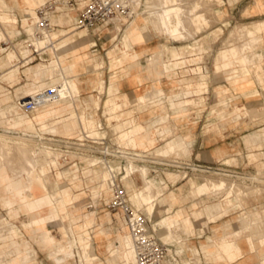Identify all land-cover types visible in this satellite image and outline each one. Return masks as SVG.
Listing matches in <instances>:
<instances>
[{
  "label": "crops",
  "instance_id": "crops-1",
  "mask_svg": "<svg viewBox=\"0 0 264 264\" xmlns=\"http://www.w3.org/2000/svg\"><path fill=\"white\" fill-rule=\"evenodd\" d=\"M48 4L62 7L47 12L51 28L42 39L45 51L37 56L21 42L32 39L30 27L38 21L36 11ZM148 4L146 0L130 1L132 21L139 12L140 27L144 6ZM199 4L203 10L220 4L227 19L254 25V33L245 30L247 43L222 49L215 60L210 54L206 64L187 60L195 56L189 54L195 50L189 44L199 43L202 28L206 27L200 21L209 24ZM86 5L87 0H0V102L31 96L34 83L48 85V79L43 83L35 79L41 64L56 62V48L62 53L64 65L70 67L69 76L78 90L75 106H54L47 114L37 111L31 117L25 115L24 120L14 122L16 127L4 123L0 127L50 135L56 149L59 145L62 148V140L106 137L161 160L203 168L227 167L225 162L242 166L245 158L239 152L246 150L250 161L264 158V123L255 125L247 119L250 115L264 116V0H150L156 17L161 14L156 10L194 7L185 18L168 14V33L145 27L142 32L136 29L134 34L128 33L127 40L123 35L132 21L125 19L104 23L93 32L74 31ZM213 13L219 16L217 7ZM176 19L191 22V31L172 33ZM211 35L212 32L208 36ZM185 36L193 37V41H187ZM199 49L205 50L202 46ZM156 52L161 53L162 64H153ZM47 54L50 60L43 58ZM157 69L161 70L160 76L156 75ZM100 84L102 90H98ZM94 102H99L97 110L93 109ZM261 103L262 108L257 107ZM79 110L84 111V124L80 123ZM32 117L34 120H29ZM51 123L54 133L46 131ZM91 123L96 125L95 130ZM66 154L51 160L48 167L63 162ZM91 163L76 164L83 171L80 178L75 177L76 183L64 182L62 172L51 176L52 181L48 182L46 171L45 183L33 180L29 199L23 179L12 180L7 171H0V264H87L80 244H86L90 236L93 254L106 264V243L117 246L126 238L119 234L128 229L119 212L105 208L112 192L108 196L88 180L96 175L84 172L94 170ZM66 165L64 168H69V162ZM261 166L264 169V163ZM143 168L146 185L153 188L156 195H151L157 197L152 212L131 200V195L139 193L143 186L139 174L129 179L128 190L125 184L124 187L131 204L146 213L155 236L167 246V264L264 262V233L259 230L264 228V219L256 220L249 213L260 215L262 207L246 211L260 205H250L246 200L244 208L246 196L242 190L219 201L226 191L217 194L222 190H212L202 183L199 172H177L150 165ZM95 171L102 172L99 168ZM252 180L264 182L258 176ZM134 181H140L142 186L138 188ZM82 182L83 186H78ZM55 195L62 198L57 208L50 200ZM71 196L82 198L75 211H69ZM46 232L49 236H43ZM96 236L102 241H96Z\"/></svg>",
  "mask_w": 264,
  "mask_h": 264
},
{
  "label": "rangeland",
  "instance_id": "rangeland-1",
  "mask_svg": "<svg viewBox=\"0 0 264 264\" xmlns=\"http://www.w3.org/2000/svg\"><path fill=\"white\" fill-rule=\"evenodd\" d=\"M220 6H221L220 4H216L214 7L210 8L209 10H206V9L203 10L204 12H206V15L204 14V16L208 18L209 24L208 25H205L203 22L200 21V24H202L203 26H206V27L205 28H202V31H201L202 32V36L199 38V39H201L200 42L197 43V44H195V45L189 44L191 47H194L195 50L194 51L191 50V51H188V52H189L190 55H195V56L194 57H191V58H187V60L196 59V60H194V63H197V64L198 63L206 64V61L209 59L210 54H212V59L215 60L217 58V55H218L219 51H221L222 49L228 48L230 46L239 47L240 45H243V44L247 43L248 42V37L245 34V30H246V32L247 31H251V32L254 33V27H253L254 25H252V24L251 25H248V24H246V22H241L239 20H231L229 18L227 19V17H226L227 14H225V11L223 10V8L221 9ZM54 7L55 8H59V7H62V6H60L59 4H55ZM215 7H217V11L219 12V14H218L219 16H217V14L213 13V11L215 10ZM139 14H140L139 12L136 13V16H135L134 20L131 22L130 25H128L126 31L124 32L123 38H126L125 40H127V38H128V33L134 34L133 32H135L136 29L137 30L142 29L140 27L141 26L140 25V22L137 19V16ZM188 30L191 31V27H189ZM197 32H200V31L197 30ZM210 32H212V35L211 36H208ZM255 35H256V37H259V34H255ZM192 39H193V37H191V38L187 37V41L192 40ZM199 39H197L196 41H198ZM201 46L205 49L202 52L199 49ZM209 46H211V51L210 52H209ZM56 49H58V48H56ZM120 49L117 50L118 53H120ZM43 53H41V54H43ZM23 54H25V53H23ZM43 58L46 59V60H50L51 56H50V54H47L46 56H43ZM48 63H44V64H41L40 65L39 72L37 73L36 79H35L36 82L39 81L40 83H43L47 79L51 81V78L57 77V75L58 76L60 75L59 68L57 67L58 63L55 62L53 64L46 65ZM109 63H110V61H109ZM61 64L63 65V62H61ZM33 65H35V64H33ZM31 66L32 65H30L29 67H31ZM259 79L260 78H258L257 80L260 81ZM73 83H74L75 90H76V92L78 94L77 85L74 82V80H73ZM49 85H50V83L47 85V87ZM39 87H40V89H44L46 87V85H41ZM100 90H102V85H101V89ZM263 95H264V93H263ZM3 105L4 106L0 105V112H1L0 123H4L5 125H8V126H11L12 127V121L10 120V118L8 117V115H6V112H5V109H7V107H6L7 105L6 106H5V104H3ZM98 107H99V102H98L97 106L95 104V106L93 108H94V110H97ZM257 107H261L262 108V103L259 104ZM17 114H20V115H23V116L25 115V114H23L21 112H18ZM241 114H243V112ZM29 115L31 117V114H29ZM34 117L29 118V120H31V121L34 120ZM247 119L249 120V122L254 121V124L255 125H258L260 123H264V116L263 115H260V116L257 115L256 117H252L250 115V116L247 117ZM37 122L39 123V121H37ZM80 123H81V121H80ZM91 124H93V123H91ZM86 125H88V124L86 123ZM13 126L16 127V124L14 123ZM89 126H90V124H89ZM256 127H258V126H256ZM0 128L1 129H6V130H12V129L7 128V127H0ZM53 128H54V125L51 123L50 124V127H48L49 130H46V131L48 133H54L55 132V128L54 129ZM95 128H96V125L93 124V128L92 129L95 130ZM65 129H66V127H65ZM14 131L19 132V130H14ZM84 131H85V133H88L86 129H84ZM21 132L22 133H26L27 136H28L27 133H29L30 136L31 135H34V136L36 135L34 137L35 140L32 139V138L30 139L29 136H28L29 139H27L28 137H26V141H25L26 143L25 142L24 143L27 144V145H30V146H31V144L32 145L34 144L33 146H35V145L36 146L35 147L31 146V147L37 148V149H41V152H42L41 155L44 153V155H46V157L48 159V160L45 159L46 161H44V162H47V163H45L43 165H47L51 160H54V158L56 156L55 154H57L55 152H57V151L59 152L60 151L59 153H61V152L64 151V149H62L60 147V145H59L58 149L55 148V144L53 143V142H55V140L50 135H47L46 136L44 134H37V133L27 132V131H20L19 133H21ZM2 133H4V132H0V135H1V137H0V144H1V142H4V141L11 142L12 143L14 141V139H12L11 137H17V135H13L12 136V134H10L11 135L10 136L7 133H4V134H2ZM80 133L83 134V132L81 130H80ZM37 135L40 138H38ZM45 139H46V142H45ZM39 140H41V143H40ZM15 141H17V140H15ZM62 141L63 142L66 141V144H69V139H67L65 141L62 140ZM33 142H37V143H33ZM44 143L45 144L48 143V145L46 144L47 145L46 146ZM39 146H41V147H39ZM48 146H50V147L48 148ZM63 146H65V145H63ZM17 147L18 146L15 145V150L13 151V148L14 147L11 144L12 151L10 150L11 152L10 151L4 152L0 157H2V156L4 157L5 154H6L7 157H11L12 156L14 158V160H15L16 157H15L14 152L15 151L18 152V148ZM43 147L45 149H43ZM42 149H43V151H42ZM47 150L50 153L47 152ZM51 152L52 153H55L54 154L55 156ZM9 153H10V155L11 154L12 155L11 156L10 155L8 156L7 154H9ZM239 153H240V156L241 157H244L245 158L244 165H242V166L240 165L239 166L236 163L231 164V163H226L225 162V166H227V167H222V165L221 166L220 165H218V166H212L211 169H213V171H211L210 174H204V173H200V174L198 173V174H199L200 178L202 179V183H205V181H215V182H217V181H221V180L226 181L228 183V186L235 183V185L236 186H239L240 189L242 190V192L244 193V195L246 196L244 198L243 202H242V204L244 203V208H246L245 206L247 205L246 200H249V204L250 205L251 204H259L260 205L258 207L257 206H254V207L247 208L246 211L247 210H250V209H254V208L260 210V208L262 207L261 208V214L260 215H257L256 213H253V212H249V213L253 217H256V220H259L260 219L261 221H263L264 217H263V213L262 212L264 211L263 210L264 209V207H263V205H264V182H262V181H253L252 178L253 177H256V176L264 178V169L261 166V163H264V158H261L260 157L257 161H250L248 159V155H249V151L248 150H246L245 152H241L240 151ZM13 154H14V156H13ZM17 154H19V152ZM48 154H52L53 156L52 155H48ZM41 155H40V158H43L44 155H42V157H41ZM6 156L4 158L10 159L9 160V164H8L9 166L11 165L10 168L13 169L15 167L14 169L17 170V169H19L21 167V165H22L21 164L22 163L21 161L22 160L20 158V154L18 155V157L16 159L17 162L16 161L13 162L14 160H13L12 157L11 158H7ZM59 156H62V155L59 154L58 157ZM3 157H2L1 160L4 159ZM46 157H44V158H46ZM19 160H21V161H19ZM18 161H19V163H18ZM59 162L58 163L56 162L55 165H50L49 167H45L44 168V169H47V171L49 172L48 173L49 175H48V180L47 181L48 182L52 181L51 176H54V174H58V173L62 172V173H64V176H63L64 177L63 178V181L64 182L67 181V180H69V182L73 181V183H76L75 177H76V179L77 178H80L79 175L83 173V171L81 169V166L71 168L72 166L69 165L68 166L69 168H64L65 166H67L66 164L69 162V157H68V162L67 163H66V161H63L62 162L61 160ZM15 163H17L18 166ZM10 168L8 166L4 165L3 170L8 171L7 169H10ZM75 169L78 170V173L77 174L75 172ZM228 171L235 172V175L237 177H239V178H232L230 176H226V175H232V174L227 173ZM137 172H138L139 176L142 179L143 186H145L146 185V180H145V178H146V171H145V169L142 167L140 169H137ZM95 174H96L95 176H92L88 180H90V182L96 183L99 186L100 189H103L105 191V193L108 196H110L111 195V189L109 188V185H108L109 184L108 174L106 172H103V171L100 172V173H97L95 171ZM98 178H99V180H98ZM18 179L19 180L22 179V176H19ZM61 182L62 181H60L59 183H61ZM134 182H135V184H136V186L138 188H140L142 186V184H141L140 181H138V184H137L136 181H134ZM130 183L131 182H130L129 179H125L124 180V184H125L127 190L129 189V184ZM71 184L72 183H69V185H71ZM82 184H83V182L80 183V184H78V186L81 187V186H83ZM143 186H142V189H143ZM74 189H76V188H74ZM140 191H142V190L140 189L139 192ZM223 191H226L225 192L226 193V196L223 197V198H220L219 201L220 200L222 201L227 196L230 197L229 194H234L233 191H231L229 188H226V189H224L222 191H219V192H217V194L218 193H221ZM81 199L82 198H78L76 196L72 197L69 200V204H68L69 211H75L77 209V206H76L77 201H80L81 202ZM129 199H130V196H129ZM238 208L241 209L242 207H238ZM104 209L105 208H102L101 211H104ZM105 212H107V210ZM141 212H142V214L144 216H146V213H144L143 211H141ZM238 214L240 215L241 212H239ZM119 215L121 216L120 213H119ZM71 221H72V219L70 217L69 218V222H71ZM255 223H257V222H255ZM260 225H261V223H260ZM259 230H260V232H262V234L264 233V228L263 227H260ZM125 235H129V232L127 230L122 231L119 234V237L120 238H123ZM43 236H49V235L46 232V234L43 233ZM98 236L95 237V240L96 241H99V242L102 241L101 238L100 239L98 238ZM255 238H257V240L261 239V238H259L257 236H255ZM80 246L82 248L83 255L85 254L87 256V258H88V259H86L85 257H83L87 264H104L103 261L100 260V258L98 256H96V255L93 254V241H92L91 236H90V240L86 244H80ZM118 246H119V244L117 246H114L112 243L111 244L106 243L105 248H104V255H105V262H106V264H111V262H110L109 247H111V248L114 249V248H116ZM71 250H72V248L69 249V254L71 253ZM251 262H254V261H251ZM192 263L196 264V262H192ZM262 263L264 264V262H260V264H262ZM131 264H133V263H131Z\"/></svg>",
  "mask_w": 264,
  "mask_h": 264
},
{
  "label": "built area",
  "instance_id": "built-area-1",
  "mask_svg": "<svg viewBox=\"0 0 264 264\" xmlns=\"http://www.w3.org/2000/svg\"><path fill=\"white\" fill-rule=\"evenodd\" d=\"M131 0H87V5L76 20L73 29L75 31L93 32L104 23L113 20L125 19L130 22L133 19V12L130 8ZM70 4L69 2L67 3ZM55 4H48L36 11L38 22L32 32V39L25 38L21 45L32 49L38 56L36 48L31 40L43 39L50 31V22L47 19V12L52 10ZM57 99V92L49 88L43 94L37 95L28 101L22 102L21 109L32 113L35 109L43 106L47 101ZM101 124L99 131H102ZM55 144V142H53ZM63 152L68 155L66 163L74 168L77 163L83 161L90 164L92 168H99L109 176V186L112 198L105 208L110 212H119L126 223L128 232L133 242L136 264H166L168 248L154 234L150 227L149 219L141 211L135 209L131 204L129 195L124 187L125 179H132L138 174L137 169L146 165L171 168L177 172H199L210 174L213 169L199 166H190L177 161L168 162L153 157L149 152L140 151L125 142H112L106 137L90 139L86 137L83 141L78 139L69 140V144L61 142ZM65 145V146H63ZM74 163H71V161ZM133 168V170H132ZM232 178H239L235 172L228 171ZM91 208V206H90Z\"/></svg>",
  "mask_w": 264,
  "mask_h": 264
},
{
  "label": "bare ground",
  "instance_id": "bare-ground-1",
  "mask_svg": "<svg viewBox=\"0 0 264 264\" xmlns=\"http://www.w3.org/2000/svg\"><path fill=\"white\" fill-rule=\"evenodd\" d=\"M147 2H149V4L144 6L145 9L143 10V14L144 15H142V19H143L142 23H143V25L141 27L142 28L141 32L143 31V29L145 27H151L152 29H154V30H156V31H158L160 33H168V25H169V18L168 17L170 16V15L168 16V14L171 13V14H174L175 17H183V18H185L186 17L185 14L187 12H190V10H192V8L194 7V5H192L190 8H186L185 9L184 7L182 8L180 6H175V7H172V8H168L166 10H164V9L156 10L157 12L161 13L158 17H156V16H154L152 14L153 11H151V9H150L151 6H152V5H150V0H146V4H147ZM31 6H33V4H31ZM199 8L201 10H203V6L201 4H199ZM167 18H168V20H167ZM118 20H116V21H118ZM36 24H34L32 27H30V32H33L35 30ZM189 27H191V22H189L187 20H182V19L177 20L176 19V26H175L174 30L172 31V33L178 34L180 31H184V32L187 33V30H188ZM79 32H84V31H79ZM185 37L187 38V36H185ZM31 43L36 48V50H37V52L39 54L44 52V47H46V46H45V43H44V41L42 39L31 40ZM54 54H55V56L57 58L56 62L58 63L57 67L59 68L60 75L59 76L57 75V77L51 78L50 85L48 87L46 85V87L44 89H40V87L37 86V83H35L34 84V89L30 93L31 96H29V97H27L25 99H22V94H19L18 97L20 99H22V100L9 101L7 103H1L0 102V105H2V106H4L3 104H5V106L7 105L6 106L7 109H5V112H6V115H8V117L12 121V125L14 124V122H18V121L24 120L25 119V115H29V114L35 113L37 111H39L41 113H49V112H51V110H52V108L54 106H62L63 107V106H67L69 104L72 105V106H75V104H77V102H78V99H77L78 98L77 97L78 94H77V92L75 90L73 79H71V77L69 76L70 67L68 65H64L66 63H65V60H64V58L62 56V53L60 52L59 49H56L54 51ZM61 62H63V65L61 64ZM152 62H153V64H162L161 63V53L160 52H156V53L153 54ZM93 64H95V63H93ZM94 67L97 68V65H94ZM156 71H157L156 75L160 76L161 75V73H160L161 70L157 69ZM49 88L56 89V92H57V99L56 100L47 101L46 103L43 104L42 107L35 109L32 113H27V112H25V111H23L21 109L20 105L22 104V102L28 101L31 98H35L37 95L43 94ZM100 89H101V86L98 88V90H100ZM95 104L97 106L98 102L97 103L94 102L93 107L95 106ZM18 112H21V113H23L25 115L23 116V115L17 114ZM78 115H79V119H80L81 123L84 124V115H85L84 111L83 110H79ZM0 116H1V112H0ZM68 129H69V127H66V130H68ZM14 130L15 129L6 130V129H1L0 128V132L7 133L8 135L12 134V136L13 135H17V137H11L12 139H14V141L12 143L11 142H6V141L1 142V144H0V156L4 152L10 151V150L12 151L11 144L14 147L13 148V151H14L15 150V145H16V146H18L17 147L18 148V152H19L20 158L22 160V161L21 160H19V161L22 162L21 163L22 165L17 170L14 169L15 167L13 169L10 168L11 165L10 166L8 165L10 159L4 158L6 156V154H5L4 157L2 156L4 158L3 160H1L2 157H0V171H3V167H4V165H6V166H8L10 168V169H7L8 170L7 173H8L9 177L12 180L13 179H17L19 176H22V179L27 183V187L28 188H27V191H26V194H27L26 198L29 199L28 189L31 188L33 180L39 181L41 183H45L46 176H47L46 175L47 169H44V168L48 167V164L47 165H43V164L47 163V162H44V161H46L45 159H47V157L43 153L42 155H44V157H46V158H44V157L40 158V155L42 153L41 149L33 148L36 145L33 146L34 144L33 145L31 144V146H33V147H31L30 145L25 144L26 143L25 142L26 141V137L29 136L30 139L31 138L34 139V137L36 135L35 136L34 135L30 136V134L27 133L28 134V136H27L26 133H22V132L19 133L20 131L17 132V131H14ZM4 133H2V134H4ZM0 137H1V135H0ZM29 137L27 139H29ZM37 137H38V135H37ZM38 138H40V137H38ZM15 140H17V141H15ZM39 141L41 143V140H39ZM45 142H46V139H45ZM33 143H37V142H33ZM46 144L48 145V143H46ZM39 147H41V146H39ZM49 147L50 146H48V148ZM43 149H45V148L43 147ZM43 149H42V151H43ZM16 152L17 151H15L14 154H15V157L17 159L19 154H17L18 152L17 153ZM47 152H49V151L47 150ZM59 152L58 151L55 152L57 154L52 153V152L51 153L53 155L55 154L56 155V156L54 155L55 158L58 159V155L59 154L65 153V152H61V153H59ZM14 154H13V156H14ZM52 154H48V155H52ZM7 155L9 156L10 153L7 154ZM42 155H41V157H42ZM11 157H7V158H11ZM65 157L63 158V161H66ZM55 158H54V160H55ZM16 159L14 160V158H13V160H14L13 162H15ZM19 161H18V163H19ZM15 164H17V163H15ZM17 166H18V164H17ZM132 170H133V168H132ZM75 172H78V170L75 169ZM84 172H85L86 175L91 174L92 172H95V168H94L93 171L84 170ZM205 183H207L208 186L212 190H224L226 188H229L231 191L236 192V194H240L241 193V189L239 188V186H236L235 183L231 184L229 186H228V183L226 181H223V180L217 181V182H215V181H205ZM147 185L143 186V189L141 188L142 191H140L139 193L133 194L131 196V200L136 205L145 206L147 211L149 213H151L152 210H153L154 204L157 201V197L154 196V194L156 195V193H154V190H152L153 188H151V186H147ZM151 193H154V194L151 195ZM76 197H78V196H76ZM61 199L62 198L59 195H55V196H52L50 198V200L53 202V204L55 205L56 208L60 204ZM70 199L71 198H69V200ZM176 240H178V238ZM109 253H110L111 264H130V263L136 264L135 252H134V249H133V242H132V239L130 237V234L126 235V238H125L124 241H119V246L116 247L115 250H111V247H109ZM85 258L87 259V256H85ZM192 264H194V263H192Z\"/></svg>",
  "mask_w": 264,
  "mask_h": 264
}]
</instances>
